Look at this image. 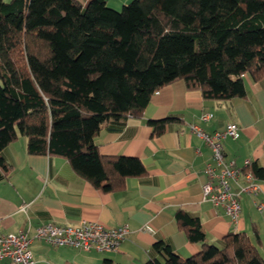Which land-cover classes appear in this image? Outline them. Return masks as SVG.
Returning a JSON list of instances; mask_svg holds the SVG:
<instances>
[{
  "label": "trees",
  "instance_id": "obj_1",
  "mask_svg": "<svg viewBox=\"0 0 264 264\" xmlns=\"http://www.w3.org/2000/svg\"><path fill=\"white\" fill-rule=\"evenodd\" d=\"M244 74L264 82V0H131L119 10L105 0H0V181L11 171L3 149L23 136L28 154L61 157L95 188L118 190L146 169L98 152L102 124L140 118L178 80L203 100L243 97ZM175 121L146 123L157 136ZM242 171L264 179L255 163ZM174 219L200 251L181 258L160 240L144 264H264L255 230L215 246L197 217L178 209Z\"/></svg>",
  "mask_w": 264,
  "mask_h": 264
},
{
  "label": "crops",
  "instance_id": "obj_2",
  "mask_svg": "<svg viewBox=\"0 0 264 264\" xmlns=\"http://www.w3.org/2000/svg\"><path fill=\"white\" fill-rule=\"evenodd\" d=\"M77 1L84 6L89 0ZM130 1L105 0L114 10ZM242 79L244 96L227 101L203 100L199 91L187 90L178 80L155 92L140 118L102 124L94 136L98 152L136 157L146 169L143 176L127 178L122 188L111 192L80 178L61 157L28 154L26 138L19 136L2 151L11 171L0 181V235L19 231L32 235L41 224L76 225L86 220L107 228L126 225L129 232L116 251L108 252L54 247L34 239L29 246L34 264H144L157 256L152 246L160 240L179 257L187 258L200 251L201 243L188 242L178 229L174 213L180 209L199 219L207 244L220 246L228 232L253 238L255 230L262 248L264 179L255 178L260 185L257 195L240 196L239 217L231 221L223 208L202 199L201 185L211 151L189 130L196 125L212 133L236 124L237 138L222 142L224 158L242 169L245 161L264 169V82L253 81L248 74ZM205 113L211 118L202 121ZM170 116L178 121L152 136L146 121ZM0 264L12 263L3 260Z\"/></svg>",
  "mask_w": 264,
  "mask_h": 264
},
{
  "label": "built area",
  "instance_id": "obj_3",
  "mask_svg": "<svg viewBox=\"0 0 264 264\" xmlns=\"http://www.w3.org/2000/svg\"><path fill=\"white\" fill-rule=\"evenodd\" d=\"M202 121L211 118L210 113L201 115ZM191 133L200 138L211 151V163L204 169L206 180L201 185L202 199L214 206L223 208L230 220L236 222L240 214L239 198L242 194L257 195L260 185L251 172H243L234 161L223 156L222 142L226 138L236 139V124H228L223 130L207 133L196 125L189 127ZM249 161H245V167ZM233 186L236 190H233ZM256 205V204H255ZM258 210L262 205H257ZM21 210H24L22 207ZM126 225L107 228L100 223L82 220L76 225L45 223L28 231L0 235V261L12 264H34L29 249L31 242L41 240L54 247L73 248L80 251L108 252L116 251L120 241L128 234Z\"/></svg>",
  "mask_w": 264,
  "mask_h": 264
},
{
  "label": "rangeland",
  "instance_id": "obj_4",
  "mask_svg": "<svg viewBox=\"0 0 264 264\" xmlns=\"http://www.w3.org/2000/svg\"><path fill=\"white\" fill-rule=\"evenodd\" d=\"M259 252L262 254V256L264 257V252L261 248H259Z\"/></svg>",
  "mask_w": 264,
  "mask_h": 264
}]
</instances>
